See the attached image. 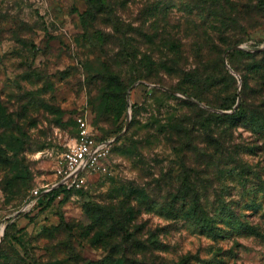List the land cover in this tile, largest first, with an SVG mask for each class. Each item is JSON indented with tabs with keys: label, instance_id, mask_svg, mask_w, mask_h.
Returning a JSON list of instances; mask_svg holds the SVG:
<instances>
[{
	"label": "rangeland",
	"instance_id": "374dc122",
	"mask_svg": "<svg viewBox=\"0 0 264 264\" xmlns=\"http://www.w3.org/2000/svg\"><path fill=\"white\" fill-rule=\"evenodd\" d=\"M0 264H264V0H0Z\"/></svg>",
	"mask_w": 264,
	"mask_h": 264
},
{
	"label": "built area",
	"instance_id": "2783aa9c",
	"mask_svg": "<svg viewBox=\"0 0 264 264\" xmlns=\"http://www.w3.org/2000/svg\"><path fill=\"white\" fill-rule=\"evenodd\" d=\"M77 128L74 145L62 155V178L55 187L64 186L67 189L79 187L83 173L97 168L101 159L110 151L111 141L98 138L87 120L78 118ZM49 190L51 189H47L46 192ZM33 193L37 195V190Z\"/></svg>",
	"mask_w": 264,
	"mask_h": 264
},
{
	"label": "trees",
	"instance_id": "16d2710c",
	"mask_svg": "<svg viewBox=\"0 0 264 264\" xmlns=\"http://www.w3.org/2000/svg\"><path fill=\"white\" fill-rule=\"evenodd\" d=\"M223 109H226V108H223ZM213 115L215 117H222V118H226V119H233V118H236L235 115H236V111H234V113L232 114H219L218 112H213ZM100 139H102L101 137H98ZM69 191H71V189H67L66 187L64 186H58V187H55V188H52L51 190H49L48 192L45 193L44 195V199H45V202L48 204L50 203L52 200H54V198L56 196H58L59 194H64V193H69Z\"/></svg>",
	"mask_w": 264,
	"mask_h": 264
},
{
	"label": "water",
	"instance_id": "95a60500",
	"mask_svg": "<svg viewBox=\"0 0 264 264\" xmlns=\"http://www.w3.org/2000/svg\"><path fill=\"white\" fill-rule=\"evenodd\" d=\"M237 47H233V49H236ZM165 90H168V89H166V88H164ZM169 92H173L172 90H168ZM214 111H216V112H220V111H218V110H216V109H213Z\"/></svg>",
	"mask_w": 264,
	"mask_h": 264
}]
</instances>
